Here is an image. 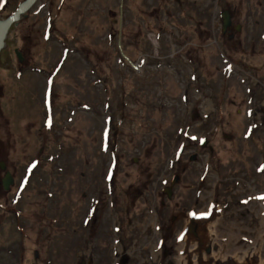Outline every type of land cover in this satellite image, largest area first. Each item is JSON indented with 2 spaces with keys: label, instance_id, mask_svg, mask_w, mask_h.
I'll use <instances>...</instances> for the list:
<instances>
[{
  "label": "rangeland",
  "instance_id": "rangeland-1",
  "mask_svg": "<svg viewBox=\"0 0 264 264\" xmlns=\"http://www.w3.org/2000/svg\"><path fill=\"white\" fill-rule=\"evenodd\" d=\"M237 3L35 0L20 16L11 35L30 42L2 56L10 67L23 49L27 95L0 63V160L13 176L0 264H177L184 216L210 206L217 255L264 260V136L249 119L264 108L261 63L218 52L233 45L217 8Z\"/></svg>",
  "mask_w": 264,
  "mask_h": 264
},
{
  "label": "flooded vegetation",
  "instance_id": "flooded-vegetation-1",
  "mask_svg": "<svg viewBox=\"0 0 264 264\" xmlns=\"http://www.w3.org/2000/svg\"><path fill=\"white\" fill-rule=\"evenodd\" d=\"M201 2L204 3L203 6L205 7L207 4V0H201ZM223 5L224 4H221V6L217 8V12H216L217 13L216 16L218 19V25H217L218 33L221 36V38L223 37L225 38L226 41L232 43L233 47L231 49L232 54L218 47L221 49V50L219 49L220 51H218L220 53L219 57L222 60V62L224 61L226 56L230 57L231 55L232 56L237 55V59L235 60V63H261L260 65H256V66L254 65L252 67L255 69L262 68V74L258 76L259 80L257 78H254V83L263 84V94H264V0H245L244 8H242L238 3L235 4L233 7H231V9H228ZM16 8L14 9V11H11L10 13L3 14L0 12V21L5 20L8 17L12 16ZM242 10H243V14H242ZM23 13L19 15L16 21L11 23L7 27L0 41L2 42V46L0 48V63H3L2 70L7 71L9 73L8 82H12V84L15 85L16 89H20L21 91L25 90L26 91L25 95H27L29 91L27 87L22 84V81L26 80L27 76L24 77V75L26 73L29 74L31 72V69H30L29 60L23 54V49L18 50L16 47L11 48V55L13 57V63H15V65H11L10 67H7V64L11 63V61H9V59L7 60L4 59V56H2L4 54L2 52L6 49L7 45L9 44V41L14 42L17 38L20 42H22L23 40L27 41V39L29 40L30 38L28 34H25L22 37L20 36L16 37L15 33L11 35L14 32V30L15 32H18L20 30L16 26H18V24H21L20 22L21 19L19 18L20 16L21 17L23 16ZM25 16L26 15H24L22 19ZM240 18H243V21H241V23L239 21ZM15 52L18 54L19 59L16 57ZM240 52H246L247 57L244 56V54H241ZM257 57L260 58L255 60L254 58ZM1 95H4V93H2V85L0 84V96ZM17 95L18 94H16V92L12 93L13 97L9 98L8 100L12 102L14 98L18 97ZM257 103L258 102H256V104ZM41 104H42V98H41ZM261 109L263 110V112L260 111L259 113H254L253 109L250 110L251 114L249 115V119L251 122L250 124H252L250 130H251V136L254 137V140L257 134L264 136V108ZM256 119H257V123H255ZM0 173H1L0 191L6 193L13 184V176L10 173V171L6 169L5 163L1 160H0ZM5 174H8L10 178V182L8 184L7 189H4L2 185V179ZM258 207L261 211V214L263 215V220H264V214H263L264 199L259 202ZM247 249L249 248H245L242 251H245ZM229 255H232V253L228 255L226 254L224 256H229Z\"/></svg>",
  "mask_w": 264,
  "mask_h": 264
},
{
  "label": "water",
  "instance_id": "water-1",
  "mask_svg": "<svg viewBox=\"0 0 264 264\" xmlns=\"http://www.w3.org/2000/svg\"><path fill=\"white\" fill-rule=\"evenodd\" d=\"M35 0H23L18 4L12 16L0 21V41L7 27L16 21L23 12H25ZM2 42H0V48ZM19 59L18 54L15 52ZM176 180V177L173 178ZM172 181L170 185L174 182ZM10 178L5 174L2 179L4 189H7ZM216 207L210 206L205 213L188 212L184 216V223L177 234L175 242L183 243L178 250L177 264H264L256 250L247 249L242 252L234 253L233 255L220 257L216 252L214 243V234L212 233L211 224L217 218ZM264 214V211H263ZM238 257V258H237ZM240 257V259H239ZM260 260V261H259Z\"/></svg>",
  "mask_w": 264,
  "mask_h": 264
},
{
  "label": "bare ground",
  "instance_id": "bare-ground-1",
  "mask_svg": "<svg viewBox=\"0 0 264 264\" xmlns=\"http://www.w3.org/2000/svg\"><path fill=\"white\" fill-rule=\"evenodd\" d=\"M215 223H216V219L212 222V224L210 225L211 226V228H213V226L215 225ZM263 225H264V220H263ZM264 231V230H263ZM213 233V232H212ZM257 243H258V241L256 240L255 241V243H254V247H257ZM179 246H181L183 243H177ZM215 245H216V249H224V244L222 243V244H220V245H218V244H216L215 243ZM181 248V247H180ZM254 249V248H253ZM253 249H251V251H253ZM216 252H217V250H216ZM238 258V257H237ZM239 259H240V257H239ZM260 261V260H259Z\"/></svg>",
  "mask_w": 264,
  "mask_h": 264
}]
</instances>
